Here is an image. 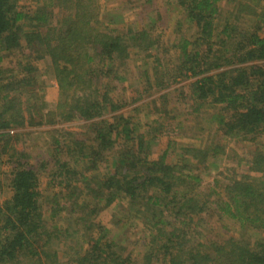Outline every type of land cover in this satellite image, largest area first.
<instances>
[{
    "label": "trees",
    "instance_id": "16d2710c",
    "mask_svg": "<svg viewBox=\"0 0 264 264\" xmlns=\"http://www.w3.org/2000/svg\"><path fill=\"white\" fill-rule=\"evenodd\" d=\"M17 6L0 0V54L26 59L25 75L6 78L0 55V137L44 125H88L80 138L53 137L57 151L68 146L66 159L54 164L52 198L39 191L38 169L22 163L12 172L11 197L0 204V264H264V0H175L196 33L193 42L175 45L170 81L195 79L194 111L210 107L222 136L255 145L247 173L228 178L222 196L201 186L214 167L208 158L225 154L221 145L186 148L168 164L167 151L152 158L154 137L138 132L135 116L117 115L124 103L112 100L111 81L122 82L132 52L143 60L171 54L160 38L150 29H111L90 0H43L30 14ZM32 57L49 62L57 86L52 108L34 85ZM143 77L149 91L169 85L156 70ZM214 197H220L213 202L220 221L237 226L238 234L201 241L195 234ZM114 205L118 224L139 223L145 250L139 260L103 224Z\"/></svg>",
    "mask_w": 264,
    "mask_h": 264
},
{
    "label": "rangeland",
    "instance_id": "374dc122",
    "mask_svg": "<svg viewBox=\"0 0 264 264\" xmlns=\"http://www.w3.org/2000/svg\"><path fill=\"white\" fill-rule=\"evenodd\" d=\"M17 1L18 11L26 14L33 13L38 7H42L43 3V0ZM90 2H92L93 8L99 10L100 22L105 25L109 24L111 29L113 27V29L124 33L150 29L153 37L160 38L161 45L171 53L165 55L164 51H160L154 53L152 59L143 60L132 52L128 66L121 72L123 73L122 82L111 81L110 83L113 88L111 91L112 100L124 103L117 115L119 117L122 115L124 117L135 116L139 125L138 132L145 139L154 137L156 144L152 147V158L156 159L164 151H167L168 164L176 163L186 148H198L204 142L221 145L225 154L208 158V165L213 166L211 164L213 163L214 167H210L204 172L201 186L222 196V189L228 178L247 173L246 163L255 145L250 142L230 140L222 136L211 117L214 111L210 107L204 106L199 112L194 111L196 106L192 101L190 85L195 79H186L176 83L170 81L171 61L177 58L174 47L182 40L193 42L196 33L195 27L184 20L181 10L175 8V0H90ZM54 14L60 15V10L55 9ZM0 55L3 57L1 68L5 71L6 78L11 75L23 76L21 64L26 62L24 55L17 53L9 55L1 53ZM29 59L37 68L34 85L42 89L44 96L48 95L47 105L52 108L54 103L50 101H53L52 96H56L57 86L50 71L49 62L47 60L34 61L33 57ZM156 59H158V63L155 62ZM154 70L157 71L158 78L166 79L165 83L169 84L166 89L159 92L155 89L146 90L144 82L143 73L147 72V75L152 77ZM113 116L114 114H109L105 118L110 119ZM87 125L88 123L82 121L54 126L44 125L12 130L6 132L8 133L7 137H0V204L10 199L11 174L18 164L22 163L41 171L39 191L43 197L52 198L57 192L58 181L52 183L54 164L58 159H66L68 146L67 143L57 151V148L52 144L53 137L71 133L80 138L86 132ZM9 135L11 137H9V146H4V141ZM15 135L18 136V139ZM259 145L262 147L261 142ZM20 154L25 155L26 160L23 159L19 162L18 155ZM42 165L45 167V171L41 170ZM102 170L104 169L102 168ZM219 198H212L208 209L210 215H206L201 221V226L205 230L201 229V232L195 234L198 240L210 241L212 238L219 240L227 236H237L238 227L230 222L220 221L217 216L213 204L217 203ZM117 207L114 205L108 210L109 212L105 211L102 215L103 224L108 223L111 228L109 236L121 240L127 252L133 251L134 257L139 260L145 251L142 241H140L143 235L139 229V223L127 218L126 225L124 222L118 224L119 217L113 214L114 209L117 211ZM111 215L113 216L112 220L110 219ZM45 218L48 221V215ZM255 236V233H248L250 239H254Z\"/></svg>",
    "mask_w": 264,
    "mask_h": 264
}]
</instances>
